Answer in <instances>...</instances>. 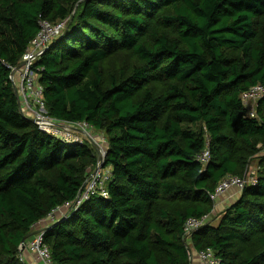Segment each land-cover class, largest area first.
I'll list each match as a JSON object with an SVG mask.
<instances>
[{
	"label": "trees",
	"instance_id": "trees-1",
	"mask_svg": "<svg viewBox=\"0 0 264 264\" xmlns=\"http://www.w3.org/2000/svg\"><path fill=\"white\" fill-rule=\"evenodd\" d=\"M42 19L67 22L35 64L48 114L102 132L111 171L108 196L73 209L97 148L23 115L10 77ZM123 53L136 62L105 74ZM257 83L264 0H0V264H28L22 239L52 212L57 264H191L187 219L212 213L209 193L255 159L257 183L189 242L220 264H264V96L255 116L241 98Z\"/></svg>",
	"mask_w": 264,
	"mask_h": 264
},
{
	"label": "built area",
	"instance_id": "built-area-1",
	"mask_svg": "<svg viewBox=\"0 0 264 264\" xmlns=\"http://www.w3.org/2000/svg\"><path fill=\"white\" fill-rule=\"evenodd\" d=\"M66 20H62L56 23H52L48 20H40V30L31 41L29 47L24 52L21 60L20 67H11V79L18 90L19 100L21 102V107L23 113L26 116L35 118L36 123L39 127L52 135L60 137L67 142L82 141L77 138V132L88 129V125L85 122L71 123L57 118L51 117L48 114L44 100V87L39 82V68L35 66L36 61L39 56L48 47V44L62 33L66 28ZM18 77V79H17ZM264 96V84L257 83L251 86L247 91L241 94L242 101L250 115L255 116L256 112V102L261 97ZM62 136V137H61ZM100 146L101 154L103 158L98 161L97 166L99 169L93 173V171L88 175L85 180L82 190L73 201H67L65 203L66 207L76 208L84 198H89L90 194L99 192L103 196L107 197L108 193L103 188V179L110 174V170L107 169L102 172L103 160L106 155V147ZM199 160L204 164L208 163L211 158V152L209 145L205 148L202 153L198 156ZM257 167L249 166L247 168L244 176L231 175L228 174L223 177L213 192H210V198L216 199L218 195L227 191L232 187H237L240 190L244 189L248 185L257 183ZM99 190V191H98ZM64 218L68 216L64 213ZM212 214L208 213L201 217H189L185 223V240L187 243L190 241L192 234L198 230L203 225L210 222ZM55 219V214L52 212L45 218V222H52ZM49 224V223H48ZM47 226V224H46ZM19 255L21 258L24 257V251H29L32 253L41 264H57L52 257L51 249L45 243L44 240V228L32 235L27 239L24 246L20 245ZM189 257L192 260L193 251L192 248L188 246ZM199 257L201 264H220L221 260L216 256L213 248L208 247L199 251Z\"/></svg>",
	"mask_w": 264,
	"mask_h": 264
},
{
	"label": "crops",
	"instance_id": "crops-1",
	"mask_svg": "<svg viewBox=\"0 0 264 264\" xmlns=\"http://www.w3.org/2000/svg\"><path fill=\"white\" fill-rule=\"evenodd\" d=\"M89 130L93 131L91 128H88ZM263 152V151H262ZM257 159L252 160L250 162V164L248 165L251 167H257ZM108 168V167H107ZM110 170V168H108ZM241 191L239 188L237 187H232L230 189H228L227 191L223 192L222 194L218 195L215 201V206L214 209L212 211V215H214L213 213H219L220 211L224 210L228 205L234 203L239 197H240ZM65 212V211H63ZM215 213V214H216ZM61 213H58L56 215V217L61 216ZM214 217V216H213ZM49 222H43L41 224H38L37 227L34 230L40 231L41 229H43L46 224H48ZM188 246L192 248L193 251V258L191 260V264H201V260L199 257V251L195 248V246L193 245L192 242H188ZM24 259L28 264H41L37 258L30 253L29 251H24Z\"/></svg>",
	"mask_w": 264,
	"mask_h": 264
},
{
	"label": "rangeland",
	"instance_id": "rangeland-1",
	"mask_svg": "<svg viewBox=\"0 0 264 264\" xmlns=\"http://www.w3.org/2000/svg\"><path fill=\"white\" fill-rule=\"evenodd\" d=\"M135 62H136V60L133 57H131L128 53H123V54H119V55H114L113 58L108 59L107 61H104L102 63V67L104 69V73L106 74V70L109 71V70H113L114 68H118L120 66H128L130 64H134ZM17 79H18V77H17ZM76 137L82 141H91L94 143V145L97 144L99 147L100 146L102 147V145L104 146L105 136L102 132H98L95 130L91 131V130L86 128L85 130L82 129V131H78ZM107 169L108 168L102 169V172H105V170H107ZM215 213L216 212L213 213L214 215H212V218H211V221L213 223L217 222L218 216H219L217 213L216 214ZM23 259H24V257H23Z\"/></svg>",
	"mask_w": 264,
	"mask_h": 264
},
{
	"label": "water",
	"instance_id": "water-1",
	"mask_svg": "<svg viewBox=\"0 0 264 264\" xmlns=\"http://www.w3.org/2000/svg\"><path fill=\"white\" fill-rule=\"evenodd\" d=\"M67 27H68V26H67ZM19 67H20V65H18L17 68H19ZM14 88H15V91H16V93H17V96L19 97V95H18V90H17V87L15 86V84H14ZM19 104H20V107H21V102H20V100H19ZM21 112H22L23 115H25V114L23 113L22 107H21ZM27 117H28L29 119H31L33 122L36 123L35 118L30 117V116H27ZM95 144H96V143H95ZM95 146H96V148H97V150H98V160H101V159L103 158V156H102V154H101V150L99 149V146H98L97 144H96ZM98 169H99V166H96V167L94 168V170H93V173H95ZM58 222H59V221H58ZM58 222L53 223V225L56 224V223H58ZM37 232H38L37 230H32L31 232H29L28 234H26V235L23 237V239H22L21 245L24 246L25 243H26V241H27V239H29L32 235H34V234L37 233Z\"/></svg>",
	"mask_w": 264,
	"mask_h": 264
},
{
	"label": "clouds",
	"instance_id": "clouds-1",
	"mask_svg": "<svg viewBox=\"0 0 264 264\" xmlns=\"http://www.w3.org/2000/svg\"><path fill=\"white\" fill-rule=\"evenodd\" d=\"M97 166V165H96Z\"/></svg>",
	"mask_w": 264,
	"mask_h": 264
}]
</instances>
